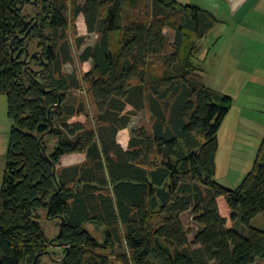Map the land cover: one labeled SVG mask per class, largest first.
Here are the masks:
<instances>
[{
  "label": "trees",
  "instance_id": "obj_1",
  "mask_svg": "<svg viewBox=\"0 0 264 264\" xmlns=\"http://www.w3.org/2000/svg\"><path fill=\"white\" fill-rule=\"evenodd\" d=\"M81 14L98 35L80 50L79 63L92 62L82 74L64 69L69 35L83 45ZM216 22L177 0H0V94L12 121L0 264H264V228L253 225L264 215V140L238 188L215 179L233 98L206 84L197 59ZM141 112L148 122L125 150L117 134ZM69 153L87 159L59 167Z\"/></svg>",
  "mask_w": 264,
  "mask_h": 264
},
{
  "label": "rangeland",
  "instance_id": "obj_2",
  "mask_svg": "<svg viewBox=\"0 0 264 264\" xmlns=\"http://www.w3.org/2000/svg\"><path fill=\"white\" fill-rule=\"evenodd\" d=\"M84 1L85 0H78L79 3H84ZM177 1L182 4L191 3L190 0ZM74 26L78 27V34L81 35V33H85L82 35L84 36L83 45L81 48H78L75 41V34L71 33L73 30V23H71L69 41L74 56L72 61L65 64L64 69L67 72H73L76 70L78 73L82 74L84 70L79 63V52L86 46L93 45L96 42L98 35L97 33L88 32L85 17L82 14L77 17ZM165 33L171 41L174 40L175 32L172 29L166 28ZM201 44L200 48L202 47V49L198 54L197 62L202 65L206 72V84L211 85L213 89L220 93L233 98L230 111L219 131V137L222 138L223 147L219 156L220 171L215 175V179L228 188L236 189L238 187L234 183L236 174L229 175L225 169H227V165L232 162V164L238 165L245 156L240 153L241 151L233 153L230 147L226 145L225 140L231 137V135H235L239 137V140L257 145L256 141L259 139V136L263 133L264 129V95L250 92L244 87V83L248 78L246 74L242 73L241 66L243 61L240 56L235 59L233 65L236 72L235 76L229 77L228 74L231 72L229 70L232 67L233 60H230V58L227 57V46L223 44L215 45L210 37H206ZM254 47L256 48L257 46L254 45ZM254 52L256 53V50ZM254 52L250 51L246 56L248 59L246 62L249 63V69H254L259 61L257 58L258 56L253 54ZM228 64L231 66L229 69ZM251 72L252 70L250 73ZM258 96L261 97L258 98ZM140 117L142 120L139 119ZM149 117L150 114L142 112L138 114V117H135L134 120H140V124H143V121L148 122ZM82 119L85 120L86 115L83 114ZM11 123V119L8 116L7 96L3 93L0 94V191L3 185L4 171L7 163L6 156L12 128ZM263 139L264 136L262 137L261 143ZM221 204L228 207L224 198H221ZM182 219L185 227L192 230V233L189 234V240L192 241L194 239V231L197 230V227L192 222L190 212L184 213ZM87 228H89L100 240L103 239L101 230L97 229L94 225H87Z\"/></svg>",
  "mask_w": 264,
  "mask_h": 264
},
{
  "label": "crops",
  "instance_id": "obj_3",
  "mask_svg": "<svg viewBox=\"0 0 264 264\" xmlns=\"http://www.w3.org/2000/svg\"><path fill=\"white\" fill-rule=\"evenodd\" d=\"M190 2L191 3L188 4L195 5L204 10H207L214 14V16L217 18L216 24L206 37H210L215 45L223 44L227 46V57L230 58V60H233L232 67L230 66V64H228V69L229 67H231V69L229 70L231 72L228 74V76H235L236 72L233 65L235 59L240 56L241 60L243 61L241 66L242 73L246 74L248 78L244 83V87L247 88V90H249L250 92L264 95V0H190ZM83 34L85 33H81V36ZM203 40L200 41V45H202L201 42ZM254 45H256L257 47L255 48ZM201 49L202 47L200 48V52ZM255 50L256 53L254 52ZM250 51L254 52L253 54H256L259 60L257 66L254 69H249V63L246 62L248 60L246 56ZM80 53L81 51L79 52V55ZM80 65H82L84 70L83 73H85L91 69L92 62L91 60H88L82 64L80 63ZM251 70L252 72L250 73ZM201 74L204 76V78L206 77L205 70L201 72ZM77 92L80 93L79 91ZM260 97L261 96H258V98ZM82 116L83 115H75L71 117L70 122L84 121V119H82ZM135 117H138V115H136ZM135 117L132 119L128 127L121 129L117 134V140L125 150H129L130 148L133 131L141 126V117L138 121L134 120ZM263 136L264 129L263 133L256 141L257 145H254L247 141L239 140V137L235 135H231V137L225 140L226 145L230 147L233 153L241 151L240 153L245 156L238 165H234L232 164V162L229 163L226 167L227 169H225V171H227L229 175L236 174L234 181L236 186L239 187L241 185L247 174L253 168V165L258 157L259 150L263 143V141L261 143ZM222 147V138L219 137L216 174H218L220 171L219 156L222 151ZM86 159L87 156L85 153L65 154L61 158L59 167L79 165L84 163ZM221 198L224 197L222 196L218 199L221 213L227 219V226L232 227L234 225V222L230 218L231 210L229 206L226 207L224 204H221ZM253 225L258 228L264 227V215L262 213L258 214L253 219Z\"/></svg>",
  "mask_w": 264,
  "mask_h": 264
},
{
  "label": "flooded vegetation",
  "instance_id": "obj_4",
  "mask_svg": "<svg viewBox=\"0 0 264 264\" xmlns=\"http://www.w3.org/2000/svg\"><path fill=\"white\" fill-rule=\"evenodd\" d=\"M23 6H24V4L19 8V9H22L23 8ZM31 19H33L34 20V18H31ZM30 19V20H31ZM30 20L29 21H27L28 23H32L33 22V20L30 22ZM26 37V36H25ZM25 37H23V39L25 38Z\"/></svg>",
  "mask_w": 264,
  "mask_h": 264
},
{
  "label": "water",
  "instance_id": "obj_5",
  "mask_svg": "<svg viewBox=\"0 0 264 264\" xmlns=\"http://www.w3.org/2000/svg\"><path fill=\"white\" fill-rule=\"evenodd\" d=\"M33 19L30 20V22L32 21ZM38 20V19H37ZM27 55H28V52H27ZM34 56V54L32 55V57ZM31 57V59H32ZM31 59L29 60V62L31 61ZM26 62H28V60H25ZM47 66V65H46ZM56 177V176H55ZM56 180H57V177H56Z\"/></svg>",
  "mask_w": 264,
  "mask_h": 264
}]
</instances>
